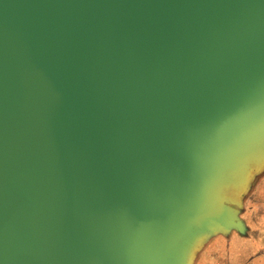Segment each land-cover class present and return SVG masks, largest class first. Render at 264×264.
Returning <instances> with one entry per match:
<instances>
[{"label": "water", "instance_id": "95a60500", "mask_svg": "<svg viewBox=\"0 0 264 264\" xmlns=\"http://www.w3.org/2000/svg\"><path fill=\"white\" fill-rule=\"evenodd\" d=\"M263 160L264 0H0V264H187Z\"/></svg>", "mask_w": 264, "mask_h": 264}, {"label": "crops", "instance_id": "0c3cea01", "mask_svg": "<svg viewBox=\"0 0 264 264\" xmlns=\"http://www.w3.org/2000/svg\"><path fill=\"white\" fill-rule=\"evenodd\" d=\"M259 179L253 205L246 209L242 203L240 208L243 232L206 236L195 247L190 264H264V177Z\"/></svg>", "mask_w": 264, "mask_h": 264}, {"label": "rangeland", "instance_id": "374dc122", "mask_svg": "<svg viewBox=\"0 0 264 264\" xmlns=\"http://www.w3.org/2000/svg\"><path fill=\"white\" fill-rule=\"evenodd\" d=\"M261 171V174L258 176V172ZM258 172H255L252 174V177L249 181V185L246 187V189L244 190L243 194H241L237 200L240 204V208H241V205L242 203H244L246 209L247 207H251L253 205V201L256 200V195L258 193V186H259V183H260V176H261V181L264 177V160L261 161V170H259ZM239 207L235 208L236 209V217L237 219L242 223L243 227H244V223L242 221V212H241V209ZM250 211V210H249ZM247 216V215H246ZM233 231L231 232H235V233H240L234 229H232ZM242 233V232H241ZM194 249L193 251L191 252V256L193 255L194 253ZM190 261H191V258L188 259V262L187 264H190Z\"/></svg>", "mask_w": 264, "mask_h": 264}]
</instances>
